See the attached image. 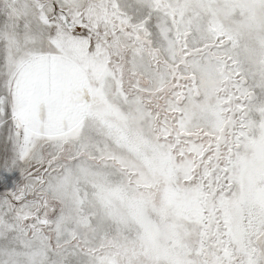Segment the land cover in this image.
<instances>
[{
  "label": "snow or ice",
  "instance_id": "1",
  "mask_svg": "<svg viewBox=\"0 0 264 264\" xmlns=\"http://www.w3.org/2000/svg\"><path fill=\"white\" fill-rule=\"evenodd\" d=\"M0 264H264V0H0Z\"/></svg>",
  "mask_w": 264,
  "mask_h": 264
}]
</instances>
